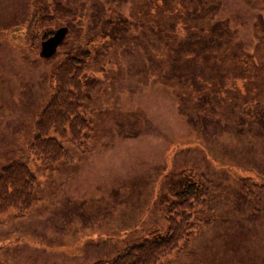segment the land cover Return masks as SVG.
Returning <instances> with one entry per match:
<instances>
[{
	"label": "rangeland",
	"instance_id": "obj_1",
	"mask_svg": "<svg viewBox=\"0 0 264 264\" xmlns=\"http://www.w3.org/2000/svg\"><path fill=\"white\" fill-rule=\"evenodd\" d=\"M69 56L89 127L82 147L50 134L68 153L47 163L30 147ZM15 161L36 200L0 216V264H110L165 234L190 183L196 231L157 264H264V0H0V169Z\"/></svg>",
	"mask_w": 264,
	"mask_h": 264
},
{
	"label": "trees",
	"instance_id": "obj_2",
	"mask_svg": "<svg viewBox=\"0 0 264 264\" xmlns=\"http://www.w3.org/2000/svg\"><path fill=\"white\" fill-rule=\"evenodd\" d=\"M144 5L149 11V5ZM84 68L83 61L70 56L64 58L56 68L53 93L38 116L30 147L31 152L43 162L58 161L68 153L51 137L52 134L63 138L70 134L73 142L79 147L83 145V131L89 127L80 115L85 99L82 84ZM36 186V177L29 171L27 164L21 161L0 169V216L11 210L19 214L27 213L36 200ZM199 190V184L190 183L177 196L180 202L172 205L163 236L128 247L110 264H157L179 250L181 244L187 242L196 231L194 212L202 205ZM208 224L206 220L204 225Z\"/></svg>",
	"mask_w": 264,
	"mask_h": 264
},
{
	"label": "water",
	"instance_id": "obj_3",
	"mask_svg": "<svg viewBox=\"0 0 264 264\" xmlns=\"http://www.w3.org/2000/svg\"><path fill=\"white\" fill-rule=\"evenodd\" d=\"M68 33V28L62 27L58 29L53 36L48 38L42 43V49L40 57L43 59H49L54 56L58 50V47L64 41Z\"/></svg>",
	"mask_w": 264,
	"mask_h": 264
}]
</instances>
